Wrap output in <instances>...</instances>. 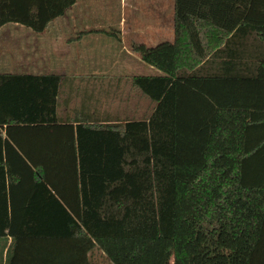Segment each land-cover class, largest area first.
Listing matches in <instances>:
<instances>
[{"label": "trees", "instance_id": "trees-1", "mask_svg": "<svg viewBox=\"0 0 264 264\" xmlns=\"http://www.w3.org/2000/svg\"><path fill=\"white\" fill-rule=\"evenodd\" d=\"M65 1L0 0V24ZM172 21V42L129 44L163 72L131 77L155 102L146 119L61 121L59 74L0 73L1 236L57 240L71 221L111 264H264V58L207 85L177 74L236 26L264 42V0H172Z\"/></svg>", "mask_w": 264, "mask_h": 264}, {"label": "crops", "instance_id": "crops-1", "mask_svg": "<svg viewBox=\"0 0 264 264\" xmlns=\"http://www.w3.org/2000/svg\"><path fill=\"white\" fill-rule=\"evenodd\" d=\"M170 1L171 11L166 24L163 17L153 25L144 24L138 31L140 37L137 35L133 41L146 46L173 41L172 0ZM20 25L22 24L17 21L0 24V73L59 74L61 80L57 113L61 121H71L74 124L81 118L123 121L146 119L149 116L155 102L131 83V77L159 75L163 72L144 62L130 45H126L122 38L123 29L119 34L115 33V42L111 43L110 52L99 54H96L97 50L91 49L92 46H97L94 40H97L96 36L99 38V31H77L74 42L71 39L69 43L74 45L75 59L68 60V32L60 23L58 30H47L44 27L22 29ZM85 37L89 39L88 43L82 39ZM108 37H112L111 34ZM263 58L264 42L249 26L239 25L196 66L190 70L180 68L177 74H192L201 84L207 85L206 79L202 77L223 75L226 72L242 77L255 75L258 61ZM67 180L63 192L67 201H61L66 211L61 210L72 213V209L80 208L74 201L79 193L74 189L69 190L72 187L67 184ZM57 233V240L51 238L35 244H21L6 236L3 249L10 248L13 243L8 264H95L96 259L106 257L97 243H93L92 238L89 242L71 221L61 222ZM259 240L264 242V235ZM261 253L264 256V249Z\"/></svg>", "mask_w": 264, "mask_h": 264}, {"label": "rangeland", "instance_id": "rangeland-1", "mask_svg": "<svg viewBox=\"0 0 264 264\" xmlns=\"http://www.w3.org/2000/svg\"><path fill=\"white\" fill-rule=\"evenodd\" d=\"M61 4L51 3L48 9L45 8L48 15L40 23L38 22L37 12L41 11V6L35 3L30 12V22L27 24L20 23L22 24L20 28L44 27L47 30H58L60 25L61 27L64 26L68 32L66 39V42H68V60L75 59L74 45L69 43L71 39L73 41L76 38L75 33L81 29L89 27L102 29V31L97 32L99 38L96 36L97 40H94L97 46H92L91 49L97 50L96 54L109 53V48L112 47L111 43L115 42L116 32L119 34L120 30H124L122 38L129 47L128 42L135 40L137 35L140 37L141 34L138 31L144 24L153 25L160 22L161 17H163L166 24L167 16H170L171 11L170 0H66L65 3ZM159 15L162 16L159 17ZM105 32L110 33L112 37H108L110 34ZM163 32H165V29ZM82 39L88 43L89 39L87 37ZM102 44H105L104 47H102ZM5 242L6 237L0 235V264H8L12 254L11 246H13V243L10 248L3 249ZM95 264H111V262L103 256V258L96 259ZM168 264H172L171 259H169Z\"/></svg>", "mask_w": 264, "mask_h": 264}]
</instances>
